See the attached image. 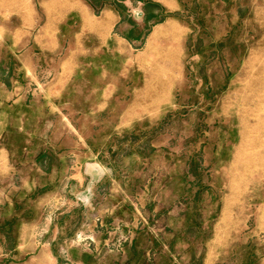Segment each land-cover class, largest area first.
Segmentation results:
<instances>
[{
  "label": "rangeland",
  "instance_id": "rangeland-1",
  "mask_svg": "<svg viewBox=\"0 0 264 264\" xmlns=\"http://www.w3.org/2000/svg\"><path fill=\"white\" fill-rule=\"evenodd\" d=\"M124 1L87 0L95 13L113 5L119 32L137 36ZM175 2L149 7L147 23L178 26L140 70L96 59L112 74L88 67L73 78L72 137L57 114L32 137L34 112L9 113L0 264L24 260L13 251L23 226L40 228L57 264H264V0ZM107 78L115 97L85 121Z\"/></svg>",
  "mask_w": 264,
  "mask_h": 264
},
{
  "label": "crops",
  "instance_id": "crops-1",
  "mask_svg": "<svg viewBox=\"0 0 264 264\" xmlns=\"http://www.w3.org/2000/svg\"><path fill=\"white\" fill-rule=\"evenodd\" d=\"M145 1L160 4L162 10L176 8L175 0ZM124 3L131 7L129 12L140 30L137 36L119 32L123 20L111 4L100 8V13H95L87 0H38L36 6L31 0H13L7 8L0 6V141L9 128V113L19 108L34 112L37 117L38 126L32 137L41 135L38 133L43 124L55 123L47 117L52 113L59 116L58 122L67 123V135L72 137L75 132L69 94L77 74L91 67L97 74L109 76L112 74L109 65L106 62L95 65L93 60L110 58L123 60L121 74L131 69L135 72L142 68V57L151 54L153 46L169 45V32L178 26L173 17L147 23L143 1L125 0ZM146 86L149 90L159 89L156 83L147 82ZM97 90L101 92L99 101L91 104V110L80 113L85 121L92 122L94 107L109 105L117 87L107 78ZM155 103L153 107L157 106ZM138 106L134 103V112L141 111ZM66 108L69 111H64ZM26 117L23 114V122ZM51 137L58 141L62 135L54 129ZM10 156L9 148L1 144L0 178L13 170ZM41 236L39 227H21L19 242L13 251L24 260L12 264H57L50 245Z\"/></svg>",
  "mask_w": 264,
  "mask_h": 264
},
{
  "label": "trees",
  "instance_id": "trees-1",
  "mask_svg": "<svg viewBox=\"0 0 264 264\" xmlns=\"http://www.w3.org/2000/svg\"><path fill=\"white\" fill-rule=\"evenodd\" d=\"M121 1V0H120ZM141 1H143L144 3H145V9H146V11H147V17L148 18H150V17H152L153 15L151 14V11H150V9H149V7L151 6V5H153V6H157V4L156 3H153V2H151V1H145V0H141ZM122 3V2H121ZM118 4V3H117ZM91 5H92V3H91ZM119 5V4H118ZM93 7L95 8V6L93 5ZM96 9V8H95ZM97 12H98V10H97ZM166 18V16H163V17H160V18H156V20H155V22L154 23H158V22H160V21H163L164 19Z\"/></svg>",
  "mask_w": 264,
  "mask_h": 264
},
{
  "label": "bare ground",
  "instance_id": "bare-ground-1",
  "mask_svg": "<svg viewBox=\"0 0 264 264\" xmlns=\"http://www.w3.org/2000/svg\"><path fill=\"white\" fill-rule=\"evenodd\" d=\"M154 89H155V88H154ZM149 91H150V90H149ZM149 91H148V92H149ZM153 94H154V92H153ZM154 95H155V94H154ZM147 99H148V98H147Z\"/></svg>",
  "mask_w": 264,
  "mask_h": 264
}]
</instances>
